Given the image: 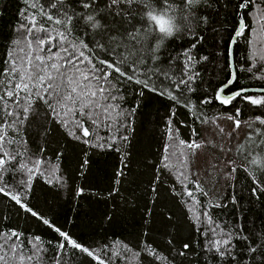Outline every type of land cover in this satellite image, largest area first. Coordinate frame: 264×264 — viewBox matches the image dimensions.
<instances>
[{
    "label": "trees",
    "instance_id": "obj_1",
    "mask_svg": "<svg viewBox=\"0 0 264 264\" xmlns=\"http://www.w3.org/2000/svg\"><path fill=\"white\" fill-rule=\"evenodd\" d=\"M243 2L200 0L189 7L185 0H94L84 9L80 0H64V8L50 7L55 0H0V95L10 87L9 61L19 65L29 51L31 18L37 28L65 30L41 9L55 18L64 9L94 15L102 27L73 16L68 42L96 69L111 71L100 61H124L122 71L134 77L112 72L117 99L111 103L118 107L96 124L85 119L87 137L71 114L65 127L40 101L22 124L0 129L14 141L4 151L15 157L0 170V188L9 193L0 192V264H21V257L22 264H264V172L251 163L264 156V135H258L264 125L256 120L264 118V105L216 99L231 75L229 45L239 14L246 27L234 43L235 80L224 93L264 88V0L241 9ZM146 3L157 11L170 6L179 31L162 41L145 35ZM189 76L190 83H180ZM244 95L259 99L264 92ZM4 103L19 109L7 97L0 102V116L12 120ZM228 116L241 121L239 129ZM193 140L201 147L180 143ZM34 161L41 166L27 175ZM12 232L20 239H8ZM60 232L94 255L66 243ZM224 233H231V254L221 257L210 242L228 239Z\"/></svg>",
    "mask_w": 264,
    "mask_h": 264
},
{
    "label": "snow or ice",
    "instance_id": "obj_2",
    "mask_svg": "<svg viewBox=\"0 0 264 264\" xmlns=\"http://www.w3.org/2000/svg\"><path fill=\"white\" fill-rule=\"evenodd\" d=\"M92 2H94V0H80V6L84 9H89L92 6ZM117 2L118 0H112L113 4ZM128 2H132V0H128ZM199 2L200 0H185L186 5L189 7ZM252 3L253 0H244L239 7L245 9L250 7ZM57 5H59L60 8H64V0H55V3H52L50 7L57 8ZM145 7L147 10L144 12V17L148 25L145 30V35L154 34L155 39L162 41L164 38L171 37L179 31V26L176 24V17L173 14L174 10H172L170 6L160 11L152 8L147 3ZM59 10L60 9H57V11ZM40 14L45 15L46 19L52 21L55 25H63L65 30L60 31L59 29H53L49 31L43 27L37 28L35 16L31 18V26L26 29L28 33L27 46L29 51L26 57L20 60L19 65L16 60L9 61V63L12 64V67L8 70L10 79L7 81L10 87H7L3 94L0 95V102H4L7 97L16 105L19 112L10 110L7 103H4L2 109L3 113L7 117H13V119L8 120L5 119L4 116H0V120L3 121L0 123V129L13 128L18 122L22 124L33 111L34 102L40 101L47 106L50 114L54 117L61 118L60 123L65 127H67L69 123L67 117L71 114L73 118L72 122L75 124V127L82 131L83 136L87 137L90 133L88 128L83 126V121L85 119L96 124L101 113H108L110 110L115 111L118 107V105H113L111 103L117 99L115 95H111L112 90L115 88L114 85L109 83V77L112 75V72L125 77L127 80H133L134 77L122 71L120 64L124 63V61L111 63L108 61H100L102 65H105L106 68L111 71H100L96 69L95 65L91 63V58L86 57L84 51L80 50L76 44L68 42L73 16L82 19L85 25H90L93 29L102 27L94 15L76 12H72L70 15L69 9H64L62 18H55L52 15H47L43 12V9H41ZM182 18L187 20L186 16ZM245 27L246 26L241 23L240 29L236 32L237 37L243 33ZM38 33H43V35ZM132 38L136 39V36ZM233 42H235V38H233ZM97 46L102 47L101 45ZM81 47L86 49L88 46L81 42ZM192 47L194 48L195 45ZM53 49H56V51L54 52ZM20 51L23 52L24 50L20 49ZM185 54L188 55V53ZM191 59V56L188 55L189 62ZM89 65L91 66L89 72L85 73L82 71L84 67H88ZM135 71L136 70L133 69V72ZM193 79L194 76H189L188 80H181L180 83L188 84ZM234 80L235 73H233L232 79L217 92V100L224 105H228L237 97H241L243 100L253 105H264V97L257 99L252 96L244 95V93L248 91L247 89H240L227 97L222 96L221 93H223L224 89L231 85ZM135 82L137 84H143L144 87H148L146 81L137 79ZM4 83V81H0V84ZM178 86L179 85H177V87ZM152 90L155 91V89ZM260 91L264 92V89ZM165 94L169 95L170 99H176V97L172 96L170 93H161V95ZM101 99L104 103H101ZM207 102L208 101H204V103ZM21 113L23 114L22 116ZM238 116L239 109L236 111V117ZM236 117H227V119L233 121L234 130L239 129L241 125V121ZM256 120L264 125V118L257 117ZM169 124H171V121H169ZM220 131L223 132V129L221 128ZM169 134L171 135V129H169ZM229 135H231V133H229ZM258 135H264V133H258ZM124 139L127 138L124 137ZM12 143H14V141L8 138L7 132L0 131V170L4 169L10 159H15L14 156L4 151L5 144ZM180 143L192 150L201 147V145L194 140L187 143L185 141H180ZM262 143H264V141H262ZM242 147L243 145H241V148ZM229 163H231V161ZM251 163L257 166V170L264 172V156L253 158ZM21 167L23 168L25 166L21 165ZM232 170L235 171V168ZM29 171H31V169ZM253 181L258 184L255 176L253 177ZM260 190L264 191V188ZM256 191L257 189L254 188L253 195L256 194ZM0 192H4L6 195L9 194L4 188H0ZM188 195L191 196L192 193L189 192ZM11 198L17 203H20L18 196L13 195ZM28 211H31V209H28ZM33 215H36V213H33ZM204 215L207 216V213H204ZM197 219L199 218L197 217ZM44 223L47 224L48 221L45 220ZM56 231L59 232V229H56ZM213 231H215V229H213ZM60 235L64 238V241L71 244L72 247L78 248L90 256L94 255L89 249L83 248L75 241H72L66 233L60 232ZM224 235L228 236V239H215L210 242L212 249L221 257L231 254L229 247L231 233H224ZM13 237H15V240L20 239L19 234L15 232H12L8 239ZM244 239H247V237H244ZM64 246V244L59 245L61 248ZM4 247V244H0V248ZM188 247L189 245H184V249ZM255 250V248L251 249L253 252H255ZM11 251L13 255L16 254L17 247L15 243L11 245ZM28 259L31 260L32 257H28ZM3 260L4 257H0V262H3ZM22 262L23 257H21V264ZM100 264H103V261H100Z\"/></svg>",
    "mask_w": 264,
    "mask_h": 264
},
{
    "label": "water",
    "instance_id": "obj_3",
    "mask_svg": "<svg viewBox=\"0 0 264 264\" xmlns=\"http://www.w3.org/2000/svg\"><path fill=\"white\" fill-rule=\"evenodd\" d=\"M238 20H239V24H238V27H237V29H236V31H235V33H234V35L232 36V38H231V41H230V45H229V62H230V72H231V75H230V78H229V80L230 79H232V75H233V73H235V69H234V65H233V46H234V43L235 42H233V38H235V41H236V39L238 38L237 36H236V32L240 29V26H241V23H243V25H244V20H243V17L241 16V14H239V16H238ZM228 80V81H229ZM228 83V82H227ZM226 83V84H227ZM225 84V85H226ZM233 84V83H232ZM231 84V85H232ZM231 85H229V86H231ZM228 86V87H229ZM224 86H222L221 88H223ZM227 87V88H228ZM220 88V89H221ZM219 89V90H220ZM226 89V88H225ZM224 89V90H225ZM261 89H264V88H261ZM261 89H247L248 91L247 92H262V91H260ZM218 90V91H219ZM217 91V92H218ZM236 92V91H235ZM235 92H232V93H229V94H226V93H224V91H223V93H221V95L222 96H224V97H227V96H230V95H232L233 93H235ZM216 95H217V93H216ZM219 101V100H218ZM220 102V101H219Z\"/></svg>",
    "mask_w": 264,
    "mask_h": 264
},
{
    "label": "rangeland",
    "instance_id": "obj_4",
    "mask_svg": "<svg viewBox=\"0 0 264 264\" xmlns=\"http://www.w3.org/2000/svg\"><path fill=\"white\" fill-rule=\"evenodd\" d=\"M37 162H39V161H34L31 164L29 162L27 163V164H30L29 167H27V165L25 167L26 169H28V170H26V174L27 175L30 173V171H29L30 169H31L32 172H34V169H36L37 167L41 166V163L40 162L37 163Z\"/></svg>",
    "mask_w": 264,
    "mask_h": 264
},
{
    "label": "bare ground",
    "instance_id": "obj_5",
    "mask_svg": "<svg viewBox=\"0 0 264 264\" xmlns=\"http://www.w3.org/2000/svg\"><path fill=\"white\" fill-rule=\"evenodd\" d=\"M236 69V68H235Z\"/></svg>",
    "mask_w": 264,
    "mask_h": 264
}]
</instances>
